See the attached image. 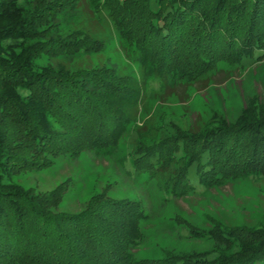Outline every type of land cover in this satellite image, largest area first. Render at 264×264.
<instances>
[{
  "label": "trees",
  "instance_id": "trees-1",
  "mask_svg": "<svg viewBox=\"0 0 264 264\" xmlns=\"http://www.w3.org/2000/svg\"><path fill=\"white\" fill-rule=\"evenodd\" d=\"M84 3L110 17L160 90L173 82L196 84L222 64L240 67L244 59L264 56V0ZM79 4L0 0V264H264V225L201 230L213 243L209 250L137 260L133 248L146 219L137 202L102 191L67 212L57 207L62 184L35 192L13 181L18 171L47 167L63 154L113 155L131 125L140 131L141 81L111 66L69 71L33 64L42 54L53 59L101 48L90 28H60L61 14ZM252 98L233 122L218 117L143 144L133 157L136 172L168 175L174 197L193 191L192 165L202 187L264 177V106Z\"/></svg>",
  "mask_w": 264,
  "mask_h": 264
},
{
  "label": "rangeland",
  "instance_id": "rangeland-1",
  "mask_svg": "<svg viewBox=\"0 0 264 264\" xmlns=\"http://www.w3.org/2000/svg\"><path fill=\"white\" fill-rule=\"evenodd\" d=\"M61 15L57 22L64 33L73 27L90 28L92 36L102 41L101 48L91 53L79 50L68 56L60 54L53 59L42 54L34 58L33 64L60 65L69 71L111 66L119 74L141 81L143 98L136 119L140 131L136 134V125H131L113 155L102 156L93 150L82 151L76 157L63 154L51 158L47 167L18 171L12 176L13 181L32 187L35 192H46L62 184L64 194L57 207L67 212L79 211L102 191L137 202L146 218L139 226L142 239L133 248L137 260L160 259L168 252L180 255L209 250L213 243L200 236L201 230L264 225V177L202 187L192 165L187 174L193 191L174 197L167 190L168 175L137 173L132 162L136 149L166 134L172 135L178 128L201 127L218 117L233 122L252 103V97L264 106V56L244 59L240 67L222 64L196 84L173 82L160 90L159 81L142 72L134 46L120 35L108 15L89 11L84 0L73 13Z\"/></svg>",
  "mask_w": 264,
  "mask_h": 264
}]
</instances>
